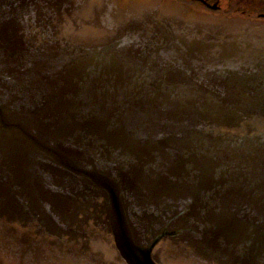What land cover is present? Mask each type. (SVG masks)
<instances>
[{
    "label": "water",
    "instance_id": "95a60500",
    "mask_svg": "<svg viewBox=\"0 0 264 264\" xmlns=\"http://www.w3.org/2000/svg\"><path fill=\"white\" fill-rule=\"evenodd\" d=\"M0 264H264V21L0 0Z\"/></svg>",
    "mask_w": 264,
    "mask_h": 264
},
{
    "label": "flooded vegetation",
    "instance_id": "af4514ba",
    "mask_svg": "<svg viewBox=\"0 0 264 264\" xmlns=\"http://www.w3.org/2000/svg\"><path fill=\"white\" fill-rule=\"evenodd\" d=\"M198 12L220 16L263 18L264 0H176Z\"/></svg>",
    "mask_w": 264,
    "mask_h": 264
}]
</instances>
